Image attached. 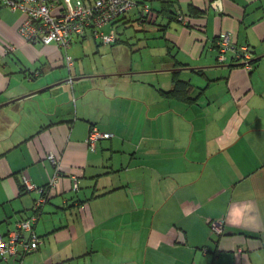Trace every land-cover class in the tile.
<instances>
[{
    "label": "crops",
    "instance_id": "crops-1",
    "mask_svg": "<svg viewBox=\"0 0 264 264\" xmlns=\"http://www.w3.org/2000/svg\"><path fill=\"white\" fill-rule=\"evenodd\" d=\"M135 2L105 26L115 42L75 38L71 66L57 45L27 42L24 14L0 2V234L34 212L24 174L47 186L50 153L62 174L38 250L0 264H264V0ZM130 26L139 50L155 55L154 34L172 61L114 59ZM226 32L251 68L231 50L218 59ZM103 51L113 63H90ZM177 80L189 99L166 94ZM93 128L112 136L90 149Z\"/></svg>",
    "mask_w": 264,
    "mask_h": 264
},
{
    "label": "built area",
    "instance_id": "built-area-1",
    "mask_svg": "<svg viewBox=\"0 0 264 264\" xmlns=\"http://www.w3.org/2000/svg\"><path fill=\"white\" fill-rule=\"evenodd\" d=\"M7 4L13 10H21L24 14V20L19 25V33L24 39L30 43L57 45L65 51L68 66L74 62L68 50L75 38L91 36L103 43L115 42L116 31L106 33L105 26L126 15L136 6L135 0H75L70 5H65L61 0H18ZM149 10V6L145 5L144 11L149 12ZM218 50L220 61L225 58L226 52L231 50L237 53L246 67L251 68L249 46H238L229 32L220 35ZM111 136V133L100 132L93 128L85 141L90 149H95L99 140ZM47 157L54 165L55 172L46 188L32 182L26 174L21 177V184L26 192L37 191L40 195L35 199L34 213L30 217L19 220L13 230L7 234H0L2 260H8L10 257L22 259L37 251L40 246L41 239L35 231V225L40 218L43 206L49 201V192L62 178L61 161L53 153L48 154ZM79 187L78 176H75L73 188L78 190ZM209 224L216 234L221 235L224 232V219H213Z\"/></svg>",
    "mask_w": 264,
    "mask_h": 264
},
{
    "label": "rangeland",
    "instance_id": "rangeland-1",
    "mask_svg": "<svg viewBox=\"0 0 264 264\" xmlns=\"http://www.w3.org/2000/svg\"><path fill=\"white\" fill-rule=\"evenodd\" d=\"M141 10V7H140ZM139 34H142L139 32L136 28L130 26L125 29V31L120 32L119 40L127 39L128 42L119 43L117 45V49L114 51V59L122 60L123 64H133L135 66V63L132 62V58H136L137 56L143 54L144 57H147L149 59V62L144 61L143 66L144 67H161V63L165 65L166 63H169L172 61V59L165 54L164 45L165 42L158 38L156 35L152 34L151 38L148 39L149 44L151 46H155V55H151L150 49L142 50V48L139 50V46L137 44L139 43V39L137 36ZM149 38V36H148ZM132 48V49H130ZM142 55V56H143ZM102 63V64H109L113 63V55L109 51H103L102 53L94 54L91 58L90 63ZM163 103L164 107L169 105V102L164 99ZM100 141V140H99Z\"/></svg>",
    "mask_w": 264,
    "mask_h": 264
},
{
    "label": "trees",
    "instance_id": "trees-1",
    "mask_svg": "<svg viewBox=\"0 0 264 264\" xmlns=\"http://www.w3.org/2000/svg\"><path fill=\"white\" fill-rule=\"evenodd\" d=\"M15 2V1H18V0H0V2L4 5V6H7L10 8V6L7 4L8 2ZM12 9V8H10ZM13 10V9H12ZM192 10L196 11V8H192ZM21 11V10H19ZM251 63V62H250ZM241 65H245V63H241ZM183 85V87H182ZM187 85L188 83H183L179 80L176 81V84H175V87L173 90L169 91V92H166V94H169V95H172V96H176V97H183L185 99H189V97L187 96V93H186V88H187ZM182 87V89H181ZM49 184V183H48ZM48 186V185H47ZM47 186H44L43 188H46ZM21 188H22V191H24V186L21 184ZM80 188V187H79ZM74 189V188H73ZM75 190V189H74ZM79 190V189H78ZM78 190H75V191H78ZM45 193H46V190H45ZM34 211V210H33ZM34 213V212H33ZM44 212L42 211L40 217L42 216ZM40 219V218H39ZM2 260V259H1ZM22 259H20L21 261Z\"/></svg>",
    "mask_w": 264,
    "mask_h": 264
}]
</instances>
